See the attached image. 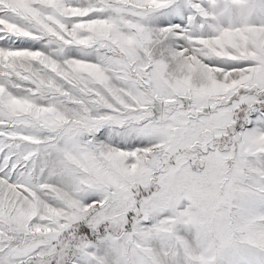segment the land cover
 <instances>
[{"label": "snow or ice", "instance_id": "1", "mask_svg": "<svg viewBox=\"0 0 264 264\" xmlns=\"http://www.w3.org/2000/svg\"><path fill=\"white\" fill-rule=\"evenodd\" d=\"M0 264H264V0H0Z\"/></svg>", "mask_w": 264, "mask_h": 264}]
</instances>
